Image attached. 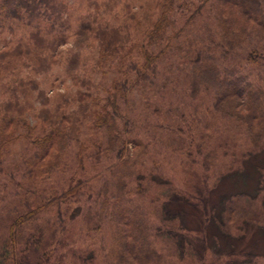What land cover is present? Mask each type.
Returning a JSON list of instances; mask_svg holds the SVG:
<instances>
[{
    "label": "rangeland",
    "instance_id": "1",
    "mask_svg": "<svg viewBox=\"0 0 264 264\" xmlns=\"http://www.w3.org/2000/svg\"><path fill=\"white\" fill-rule=\"evenodd\" d=\"M88 2H83L84 10ZM212 3L214 6H205L195 16L187 18L189 14H186L185 17L177 18L176 29H182L180 35L172 40L177 48L173 47L175 51L161 60L159 77L148 92L135 91L130 105L123 103V112L131 119L126 128L125 119L118 118L119 130L124 138L136 139L143 145L139 157L133 160L131 175H125L124 165L118 157L120 143L110 151L104 148L99 160L96 159L97 144L103 141L106 146L107 135L102 129L93 127V111H100L104 100H86L88 113H93L70 136L69 149L64 159L59 162L54 160L52 166L55 163L59 166L55 165L56 168L45 177L40 186L41 192L46 188L47 196L51 195L50 189L53 188L61 192L71 184L81 186L78 195L68 199V203H61L62 216H57L58 207V212L54 215L60 223L57 225L56 240L61 239V248L57 255L67 253L65 264H74L75 250L82 255V258L76 257L79 260L76 264H117L116 252L119 251L120 240L124 243L133 235H141L143 239L149 236L154 240L150 236L152 233L162 234L154 240L158 249L156 262L160 261V264H228L230 261L226 253L217 254L212 248L205 254V261L201 260L202 257L196 250L192 255L186 252L181 257H173L176 252L169 232L172 227L178 226L165 220L167 215L164 209L168 196L175 189L195 196L208 192L210 207L212 204L222 205L221 200L225 195H231V198L243 191L254 194L261 175L256 167L261 166L264 171V152H260V149H264V33H251L237 42L235 47L228 49L222 35L223 25L217 17V11L221 8L216 1ZM263 8L264 1L261 4V9ZM120 10L121 5L116 13L106 11L104 21L113 27L123 25L122 18L117 20L112 16H123ZM263 14L264 11L262 16ZM73 25L75 29L77 21ZM258 26L255 29H260ZM171 30L172 28L169 32ZM196 49L212 52L221 67L231 71V77L233 75L244 81L249 80L256 85L252 86L255 106L244 112V119L233 114L230 104L221 106L225 111L215 108L213 91L206 85L193 87L194 76L187 55L190 56ZM62 51V63L56 64L51 72L40 75L42 83L35 91V96L40 90L48 95L51 92H65L68 88L75 97L71 110L78 108L79 99L88 98L86 94L77 93L79 90L85 92L88 86L83 85L81 79L77 82L75 72L67 68L68 59L74 51H80L83 60L76 69L78 77L93 80L90 89L92 96H106L105 89L110 87L112 77L116 74L115 64L103 73L95 66L98 56L96 48L81 47L74 39ZM244 100L250 101L247 97ZM243 108L248 109L244 105ZM108 109L111 110V107ZM257 114L261 115L262 120L254 117ZM165 115L169 119L164 118ZM31 118L34 124L40 120L34 111ZM246 119L252 120V125ZM167 124L169 129H161ZM251 129L261 131V137H253ZM42 130L43 128L41 132ZM82 142L87 147L83 156L80 155ZM133 144L129 143L131 151ZM31 147L21 137L11 142L5 153L0 155V214H4L6 210L12 212L20 204L19 192H23L26 186L18 189L17 183L31 184L29 167L24 160L25 155L31 157L38 152ZM231 172L233 175H230ZM118 192L122 193L123 200L120 202L117 201ZM253 200L235 198L230 201L229 209L236 212L244 208V215L239 221H229L228 211L224 213L225 229L231 236L222 242L223 247L236 242L239 244L237 248L256 255L252 259L254 264H264V232L258 226V223H264V190ZM121 204H131L134 207L135 212H131V215L139 219L143 231L148 228L146 233H135V230L123 229L125 226L118 224L121 214L116 207ZM170 206L174 210H185L182 225L188 231L199 227L198 208L191 205ZM29 233L34 235V230ZM186 235L189 237L191 234ZM245 261V264H253L249 260ZM230 264H234V261ZM236 264L241 263L238 261Z\"/></svg>",
    "mask_w": 264,
    "mask_h": 264
},
{
    "label": "trees",
    "instance_id": "2",
    "mask_svg": "<svg viewBox=\"0 0 264 264\" xmlns=\"http://www.w3.org/2000/svg\"><path fill=\"white\" fill-rule=\"evenodd\" d=\"M84 1H89L85 10ZM213 1L221 8L217 11V17L223 25L222 35L228 49L235 47L237 42L251 33H264V8L261 9L264 0H0V155L5 153L11 142L21 137L32 145L33 150H38L31 157H24L32 181L27 185L17 183L18 189L26 186L23 192H19L20 204L12 212L3 210L4 214H0V264H65L67 253L57 255L61 248V239L56 240L57 225L60 223L54 215L58 212V207L57 216H62L61 203H68V199L78 195L81 186L71 184L61 192L53 188L50 189V196L45 195L44 188L42 193V181L59 166L58 163L52 166V163L54 160L59 162L64 159L69 149L70 136L94 112L93 127L102 129L107 135L106 146L103 141L97 144L96 159L99 160L104 148L110 151L120 143L118 157L124 165L125 175L132 174L133 160L139 157L143 145L136 139L124 138L119 130L118 118L125 119L126 128L131 119L123 112V103L130 105L135 91L148 92L159 77L161 60L177 48L172 41L182 30L176 29L177 18L185 17L186 14H189L187 18L195 16L205 6H214ZM120 5L119 12L123 16H112L117 20L122 18L124 24L113 27L104 21V16L106 11L116 13ZM74 21L78 23L75 29ZM255 26L260 29H255ZM71 39L81 47L96 48L98 56L95 66L103 73L109 71L108 67L113 63L116 68L110 87L105 89L106 96L94 97L90 92L93 80L78 77L76 73L83 60L80 51H74L68 59L67 68L75 72L77 82L81 79L83 85L88 86L85 92H77L86 94L88 98L79 99L78 108L72 110L70 107L75 97L68 88L65 92H51L48 95L40 90L35 96V91L42 83L40 75L51 72L56 64L62 63V50ZM187 57L190 58L188 62L194 76L193 87L206 85L213 91L215 108L225 111L221 106L230 104L233 114L244 119V112L255 106L252 89L256 85L249 80L244 81L233 75L231 77V71L224 70L210 51L196 49ZM246 97L250 101L244 100ZM98 99L104 100L100 111L88 113L86 100ZM243 105L248 109L244 110ZM33 111L40 119L35 124L31 118ZM254 117L262 120L261 115ZM164 118L169 119L166 115ZM246 122L252 125V120L246 119ZM42 128L44 131L41 132ZM161 129H169V124ZM250 132L255 138L262 135L261 131L254 129ZM130 142L134 143L132 151ZM81 145L80 155L83 156L87 147L85 142ZM260 152H264V149H260ZM256 169L261 171V175L255 193L243 191L231 198V195H225L220 206L212 204L210 207L208 192L195 196L175 189L168 196L164 204L167 215L165 220L178 226L172 227L169 232L176 252L173 257H181L186 252L192 255L196 250L201 255V260L205 261V254L212 248L217 254L226 253L230 260L228 264L231 261L234 264L238 261L245 264V260L254 264L252 259L256 255L251 251L237 248L239 244L236 242H228L230 246H225L226 249L222 241L231 236L225 229L224 213L228 211L229 221H239L244 215V208L236 212L229 209L230 201L235 198H251L255 201L257 195L264 190L263 167ZM121 194L117 193L118 202L123 200ZM171 204L198 208L199 227L188 231L182 225L185 210H174ZM117 209L121 214L118 221L122 223L118 224L124 225L123 229H132L139 234L147 232L148 228L143 231L142 223L131 215V212H135L131 204L118 205ZM200 211L204 214L203 217ZM258 226L264 232V223H258ZM30 230H34V235L29 233ZM123 232L126 233L125 230ZM186 234L191 235L188 237ZM150 236L156 240L162 234L152 233ZM154 240L149 236L143 239L141 235H133L124 243L120 240L119 251L116 252L117 264H160V261L156 262L158 249ZM73 254L76 264L79 261L76 257L82 258V255L76 250Z\"/></svg>",
    "mask_w": 264,
    "mask_h": 264
}]
</instances>
